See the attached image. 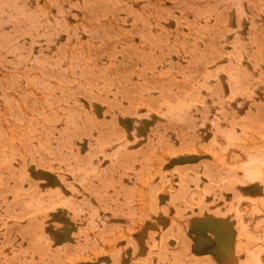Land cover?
Instances as JSON below:
<instances>
[{
  "label": "rangeland",
  "instance_id": "374dc122",
  "mask_svg": "<svg viewBox=\"0 0 264 264\" xmlns=\"http://www.w3.org/2000/svg\"><path fill=\"white\" fill-rule=\"evenodd\" d=\"M202 9L185 34L189 10ZM100 16L149 35L155 23L149 66L169 77L163 99L122 116L119 131L104 119L117 102L107 93L86 109L76 100L104 90L89 80L77 25L66 34ZM262 48L264 0H0V264H259L264 184L244 169L264 159V82L251 75ZM27 128L35 143L19 141ZM41 147L52 160L33 166Z\"/></svg>",
  "mask_w": 264,
  "mask_h": 264
},
{
  "label": "snow or ice",
  "instance_id": "6c2138e0",
  "mask_svg": "<svg viewBox=\"0 0 264 264\" xmlns=\"http://www.w3.org/2000/svg\"><path fill=\"white\" fill-rule=\"evenodd\" d=\"M43 6V5H42ZM109 6H112V0H109ZM117 7L119 5H116ZM152 4L137 5L138 8L142 7H152ZM173 9V15H178V10L176 5H167ZM184 6V5H181ZM46 7V6H45ZM75 7V6H74ZM87 7V6H85ZM51 9L55 12L56 6L52 5ZM59 15V13H56ZM190 20L188 23L182 25V30L185 34L190 32V25L195 23L197 25L201 24L204 20L207 11L202 9L201 12H196L189 10L188 13ZM214 19V17H212ZM110 16H100L99 19H94L90 24L87 20H84V27H79L81 23L80 20L72 21L69 24L68 33L66 35L72 34V24H76V32L78 37H83L84 40H87V43L83 41L78 43L76 47L83 53V57L86 58V63L90 68L89 80H92L93 76L96 77L95 85H98L99 88H102L104 91L98 93L97 87L92 88V93L89 95L83 89L77 94L76 100L80 103H83L85 109L87 108L88 100L93 99L99 94L100 100L104 99V93H107L108 100H115L116 103L109 105L107 102L104 104V119L109 122V127L116 125L117 130L119 131V126L121 124L127 123L125 120H121L122 116L128 115H139L142 113L149 112L150 108H154L155 104L160 102L163 97L160 95L162 92L161 85H167L169 83V77L165 75L156 76L157 72H160V67L152 69L149 65L151 64V57L148 55L150 50L154 49L155 41L153 37L159 34V29L156 24L153 23L152 34H148V30L144 29L143 31L139 30V22L137 21V27L129 28V24L132 23L129 19L128 24L123 25L126 31L115 30V25L111 28L108 27V20ZM171 19V16H169ZM232 25H226L227 28H230ZM95 27V31H92V28ZM168 27L173 28L175 32L174 24H169ZM127 33V34H126ZM225 35L228 39H232L234 33L226 31ZM74 38L72 41H69V45L75 42ZM151 42V48H150ZM202 46V44H201ZM255 51V48H250L249 52L252 53ZM261 54L264 55V48L261 49ZM182 66L185 68L189 67L187 61H181ZM249 67L251 65L249 64ZM261 73H264V60L260 64ZM174 73L178 74V70L174 69ZM253 72L251 75L253 78L260 75V79L264 82V74ZM155 77V78H154ZM74 84H85L87 83L81 77L78 81H75ZM110 85V87H108ZM147 86L148 91H143V88ZM178 83H173V89L180 87ZM75 90V88L73 89ZM151 98V99H150ZM100 100H96V103H99ZM145 101H148L145 103ZM77 111H80L81 118L84 117V111L77 108ZM45 114H48V110L45 109ZM36 127H39L37 124V119L40 122H43V117H31ZM21 124H24L25 121L21 120ZM65 121L61 120L57 123V129H62L64 127ZM128 139H132V133H125ZM38 136L37 132L32 131V129L27 128L24 130L23 134L20 135L19 141L21 143L31 140L35 143ZM42 139V138H41ZM13 137L9 135V143H12ZM53 145L55 142H52ZM39 147V145H37ZM23 151V148H21ZM7 152V148H5ZM20 157H16L13 163H18ZM52 160L51 154L45 152L41 147V151L34 155V158L31 159L30 163L33 166L45 167V161ZM53 163L55 161H52ZM245 181H258L259 183L264 184V159L260 161V166L258 168L253 167L250 162L245 166ZM237 183H240L238 180ZM67 207V205H63ZM167 215V212L164 213ZM259 264H264V258L261 259Z\"/></svg>",
  "mask_w": 264,
  "mask_h": 264
},
{
  "label": "bare ground",
  "instance_id": "6f19581e",
  "mask_svg": "<svg viewBox=\"0 0 264 264\" xmlns=\"http://www.w3.org/2000/svg\"><path fill=\"white\" fill-rule=\"evenodd\" d=\"M255 186V185H254ZM259 188V187H258ZM260 191V190H259ZM263 191V190H262ZM257 193H259V192H257ZM216 222V221H215ZM218 223V222H217ZM215 225H216V223H215ZM208 226H209V224H208ZM217 226V225H216ZM216 226H213L214 228L216 227ZM222 226V225H221ZM221 226H219V224H218V227H221ZM223 227V226H222ZM221 227V228H222ZM152 228V227H151ZM213 228V230H216V229H214ZM225 228V227H224ZM200 230H202V229H200ZM218 230H221V229H218ZM204 230H202V232H203ZM208 231V230H207ZM226 231V230H225ZM146 232V231H145ZM220 232V231H219ZM224 232V231H223ZM200 233V232H199ZM203 234V233H202ZM214 234H215V232H214ZM229 234V233H228ZM230 235V234H229ZM200 237V236H199ZM203 237V236H202ZM144 238V237H143ZM204 239V238H203ZM198 240V239H197ZM205 240V239H204ZM222 241V240H221ZM209 242V241H208ZM203 245H204V243H202ZM141 247H143V245L141 246ZM202 248V247H201ZM203 249V248H202ZM143 250V249H142ZM141 249H140V251H142ZM143 252V251H142Z\"/></svg>",
  "mask_w": 264,
  "mask_h": 264
}]
</instances>
